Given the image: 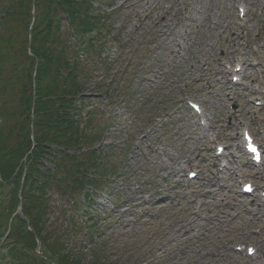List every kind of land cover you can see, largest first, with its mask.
<instances>
[{
	"label": "rangeland",
	"instance_id": "obj_1",
	"mask_svg": "<svg viewBox=\"0 0 264 264\" xmlns=\"http://www.w3.org/2000/svg\"><path fill=\"white\" fill-rule=\"evenodd\" d=\"M238 1H94L97 9L110 14L107 17L109 27L105 39L98 43L100 50L103 48L101 58H93L91 53L92 56L85 57L91 65L87 70L93 73L88 75L90 82L83 79V84L94 96L89 99V105L100 111L87 134L94 136L92 139L96 141L103 138L100 142L103 140L105 154L97 153L102 164L97 170L102 177L101 183L108 185L95 194L92 205H84L82 196L77 198L80 206L74 216L75 230L64 240V249L81 257L83 264H174L179 263L178 255L188 253V250L197 252L196 258L206 261L217 255L219 249L230 253L226 264L236 263L237 253L232 246L240 241L228 242L229 234L226 233L216 237L219 225L215 220L207 219L212 202L224 199L230 203L229 207L235 205L230 195L238 201L242 215L251 218L259 204L253 196L259 191L243 196L239 185L248 178L262 185L255 177V168L245 164L248 160L242 154L239 128L246 125L252 133L264 132V104L262 107L254 105L256 100L264 103V0H247L248 15L243 28L236 15ZM61 25L65 39L68 28L64 21ZM7 27L12 29L10 33L21 32L22 36L24 28L20 24L11 21L9 25L2 24V31L5 32ZM17 38L19 35L15 34L14 41L8 40L12 43L14 62H19L21 70L11 78L5 77V82L13 81L8 91L15 90L14 82L22 85L24 80L27 81L23 69L27 61L21 44L15 42ZM101 59H107L111 65L102 66ZM235 59H241L251 73H245V81L240 87L230 85V76L224 74L222 67ZM254 62L256 66H252ZM216 67L221 75L215 71ZM101 68L107 70V74ZM14 72L12 67L10 73ZM245 87L247 89L242 90ZM182 97L196 100L206 114L213 117L218 139L228 146L226 156H236L229 157L232 162L228 168L241 170L245 174L243 177L229 176L227 169L219 173V161L224 158L216 160V167L212 166L215 160L213 145L199 134L195 115L181 101ZM0 120L4 123L2 128H9L13 122L1 116ZM236 127L239 128L235 130ZM11 140L18 142L16 138ZM205 145L207 150L203 149ZM89 148L95 150L97 145ZM224 160L228 162L227 158ZM190 162L193 163L188 164ZM178 165L184 170L178 172ZM193 169L199 171V176L189 181L186 175ZM208 170H213L216 179L224 177L220 183L226 188L223 192L212 183L199 180L202 175H209ZM105 173L111 174L104 176ZM173 187L176 189L172 190ZM207 189L215 192L205 194ZM62 190L63 186L57 192L61 194ZM195 190L199 195L193 193ZM53 192L49 194L58 212L69 210L66 197L62 199V194ZM9 194L10 187H4L0 193L3 202L0 211L7 208ZM168 198H171L169 202ZM144 200L148 202L143 203ZM176 205L186 210L179 212V207L176 211ZM91 218L95 225L89 230L95 237L92 241L84 236L85 223ZM70 222L62 213L54 211L49 216L54 238L63 235ZM210 222L216 224L209 225ZM176 224L181 231L191 232L187 242L183 243L181 233H175L176 228L172 226ZM150 227L158 233L149 243L146 239L150 237ZM259 227L264 229V222ZM228 228L224 226V231ZM237 228L242 229L241 226ZM164 235H171L172 251ZM160 240L165 244L161 250ZM259 240L264 238L259 237ZM241 254L245 258V252ZM257 255L261 256L260 260L264 259L261 251Z\"/></svg>",
	"mask_w": 264,
	"mask_h": 264
},
{
	"label": "trees",
	"instance_id": "obj_2",
	"mask_svg": "<svg viewBox=\"0 0 264 264\" xmlns=\"http://www.w3.org/2000/svg\"><path fill=\"white\" fill-rule=\"evenodd\" d=\"M32 8L35 10V16L29 35ZM91 10L92 0H35V3L33 0H0V82L10 73L12 67L15 68L12 76L21 70L19 62H14L11 54L12 43L8 40L12 38L14 41L15 34L19 35L15 42L21 44L24 60L27 61L23 68L24 78L27 79L24 80V84L14 82L15 90L12 91H8L12 80L8 84L5 82L3 87L0 86V99L7 97V100H4L6 107L2 111V116L13 120L9 128L6 126L3 127L4 130L3 128L0 130V174L6 178L11 176L20 178L23 172L21 162L27 154L28 174L25 186L28 187L22 191V198L24 215L33 230V233L27 232L25 222L18 221L14 233L22 243L19 242V249L12 251L13 264L36 262L26 252H31L36 247L34 235L39 238L42 251L45 250L44 255L51 261L55 259L59 264H81L78 259L72 260L61 254L63 248L61 240L65 236L63 235L61 240L52 238L45 222L51 211L47 197L49 191L63 185L65 190L73 195L84 187L88 168L93 167L90 155L84 161L66 155L69 150L90 145L96 139L87 134L92 115L86 124V130L81 128L75 100L84 91L85 74L82 72L85 68L66 38L64 39L59 22L60 15L65 14L71 27L80 35L88 33L98 28L101 22L94 18ZM10 21L23 26L22 36L21 32L10 33L9 30H12L10 27H7L5 32L2 31L1 25L5 23L9 25ZM29 36L31 37L29 50L35 58H30L26 54ZM88 46L91 48L92 43ZM33 74L36 92L34 102ZM33 104L35 146L31 150L30 112ZM10 108L13 110L9 111ZM14 137L17 143L11 140L15 139ZM51 147L59 149L61 160L54 165L53 172L42 173L41 162L50 153ZM13 200H16L15 195Z\"/></svg>",
	"mask_w": 264,
	"mask_h": 264
},
{
	"label": "bare ground",
	"instance_id": "obj_3",
	"mask_svg": "<svg viewBox=\"0 0 264 264\" xmlns=\"http://www.w3.org/2000/svg\"><path fill=\"white\" fill-rule=\"evenodd\" d=\"M217 72H219V75L222 74V72L220 70H217ZM245 95L243 94L242 97H244ZM210 135V134H209ZM204 136L206 138L207 137V133H204ZM210 138H212L210 136ZM262 141L264 142V139H262ZM206 147V146H205ZM193 162H190L188 164H192ZM187 164V163H186ZM178 167L180 168V170H182V166L178 165ZM262 170L260 168H258L255 171V176L256 177H260V176H264V165L261 166ZM239 171V170H238ZM235 171L233 169H228L227 172L232 174L233 176L238 175V177H243V173L242 172H238ZM209 175H207L205 177V175H202V178H200L201 181H203L204 183H208L211 185V183L215 186V187H219V192H223L226 188L224 186H220V183L223 182L222 178L220 179H216L217 176L214 175V172L212 170H208ZM210 175H212L210 177ZM260 175V176H259ZM204 187V186H203ZM176 189V187H173L172 190ZM212 192H215V190L213 189H207L205 191V194H211ZM197 195H199V191L195 190V192ZM192 193V194H193ZM231 200L235 203V205L233 207H229L230 203L225 202L224 199H219L216 202H212V204L209 206V212H211L210 216H208L207 220H215V222L218 223L219 228H218V233H216V237L219 236L220 233H226L229 234L226 239L228 242H233L234 240L240 241V244H244L243 247H245L247 245V243H254V245L256 247H258V251L257 252H262L264 253V240L261 241L259 240L261 238H264V229L260 230V233L258 235H252V234H248V232L251 229L254 228H259V224H260V220H261V214L264 213V209H262L264 207V200L261 199L259 196L255 197L254 200L258 201L260 203V205L258 206L259 209H257V214L256 215H252L251 218L242 215V211H240V207L238 206V204L236 202H238L236 199L233 198L232 195H230ZM170 200V198H168ZM143 203H147L145 200L143 201ZM163 203V202H162ZM202 205H204V203H202ZM179 207L180 205H176L175 209L176 211H179ZM186 209H183L182 206L180 207V211L179 212H183ZM230 210H233L235 212V214H232V212ZM246 212H248L249 208L246 207ZM208 212V213H209ZM213 212H215L214 214H212ZM237 220H241V224L238 223ZM205 221V219L203 220ZM231 223H233L234 225L231 226ZM215 225L216 223H212L210 222L209 225ZM230 224V225H229ZM181 225V224H180ZM206 226V225H205ZM224 226L225 227H229L226 231H224ZM231 226V227H230ZM241 226L242 229H238L237 227ZM172 227L176 228L175 233H181V236H184L183 239V243L188 241V235L189 233L191 234V232H186V231H181V227L177 228V224L173 225ZM183 229H185V227H182ZM150 230V237L146 239V242H152L153 239H156V234L158 233L157 229H151V227L149 228ZM239 232V234H238ZM166 235H164L165 237ZM171 236V235H170ZM170 236H166V239L168 241V244L170 246V251H172L174 249V246L171 243L170 240ZM180 239V238H179ZM173 241H177L175 239H172ZM239 244V245H240ZM159 250L164 249L165 248V244L162 243V241L160 240L158 242ZM241 247V246H238ZM247 249V248H246ZM187 250V248H186ZM188 253H180L178 255V260L179 263H174V264H226V260L229 258L230 253L228 250H224V251H220L217 255H213L212 259H208L206 261H202L201 257L196 258L197 256H199V254H197V252H193L191 250L187 251ZM242 251L237 252L236 258L234 259V261H236L235 264H264V260L260 261V260H256V259H252V260H248L246 258L242 257ZM233 263L232 261L228 264Z\"/></svg>",
	"mask_w": 264,
	"mask_h": 264
},
{
	"label": "snow or ice",
	"instance_id": "obj_4",
	"mask_svg": "<svg viewBox=\"0 0 264 264\" xmlns=\"http://www.w3.org/2000/svg\"><path fill=\"white\" fill-rule=\"evenodd\" d=\"M252 151H253V152H255V151H256V149H255V148H252Z\"/></svg>",
	"mask_w": 264,
	"mask_h": 264
}]
</instances>
